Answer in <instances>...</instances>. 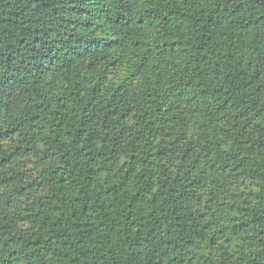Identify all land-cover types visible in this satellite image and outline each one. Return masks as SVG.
<instances>
[{
  "label": "trees",
  "instance_id": "trees-1",
  "mask_svg": "<svg viewBox=\"0 0 264 264\" xmlns=\"http://www.w3.org/2000/svg\"><path fill=\"white\" fill-rule=\"evenodd\" d=\"M0 264H264V0H0Z\"/></svg>",
  "mask_w": 264,
  "mask_h": 264
}]
</instances>
